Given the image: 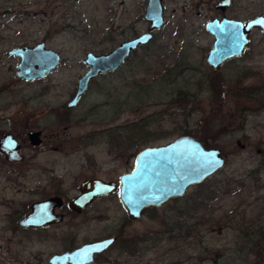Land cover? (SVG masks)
Returning a JSON list of instances; mask_svg holds the SVG:
<instances>
[{
    "label": "rangeland",
    "instance_id": "rangeland-1",
    "mask_svg": "<svg viewBox=\"0 0 264 264\" xmlns=\"http://www.w3.org/2000/svg\"><path fill=\"white\" fill-rule=\"evenodd\" d=\"M161 0L152 39L119 69L96 76L74 107L86 52L106 53L146 31V0H0V135L25 159L0 156V264H44L85 242L116 236L94 264H264V39L216 69L205 23L264 13V0ZM44 42L60 62L42 79L17 77L14 47ZM31 129L41 143L32 145ZM218 148L223 166L186 193L128 219L118 195L69 212L84 179L117 183L145 146L184 133ZM62 198L63 221L21 229L32 201Z\"/></svg>",
    "mask_w": 264,
    "mask_h": 264
},
{
    "label": "water",
    "instance_id": "water-1",
    "mask_svg": "<svg viewBox=\"0 0 264 264\" xmlns=\"http://www.w3.org/2000/svg\"><path fill=\"white\" fill-rule=\"evenodd\" d=\"M143 19L148 22L146 31L136 37L127 39L115 45L113 49L101 54L86 52L84 60L86 71L75 82V93L67 101L66 107H74L79 103L83 93L96 76L113 72L119 69L124 60L137 47L147 45L152 39V32L163 25L161 0H146ZM232 0H219L214 7L221 12L230 7ZM264 18L258 14L245 20L229 19L224 16L212 18L205 23V30L212 35L211 48L205 55V62L211 69H216L223 61L239 56L245 52L250 42L249 33L258 29L264 39V27L252 22ZM233 25H246L239 29L244 39L242 47H235L231 42ZM250 25V26H248ZM16 58V73L24 80L43 78L46 73L53 70L60 62V56L55 50L45 47L43 42L34 45L14 47L9 50V56ZM32 145L38 144L37 132L28 131ZM18 144L10 133H5L0 139V152L9 160H18L22 157L18 153ZM134 156L132 170L118 177V182L103 181L99 179H84L79 184L77 195L67 201V208L72 212H81L94 198L104 195H118V201L122 205L128 219L135 220L141 217L142 211L150 207H159L166 201L179 197L186 193V189L206 180L211 174L217 172L224 163L225 158L218 148L205 147L198 138L188 134L179 135L164 142L151 146H145L137 151ZM214 161V163H208ZM62 198L52 196L34 201L29 205L30 212L26 213L18 221L21 227H41L47 224H57L63 221L60 213H54L55 207L62 204ZM135 202V203H134ZM116 236L105 237L83 243L69 250H63L60 254L49 256L48 264H93L94 256L104 252L114 243ZM88 251V259L83 260V250Z\"/></svg>",
    "mask_w": 264,
    "mask_h": 264
},
{
    "label": "flooded vegetation",
    "instance_id": "flooded-vegetation-1",
    "mask_svg": "<svg viewBox=\"0 0 264 264\" xmlns=\"http://www.w3.org/2000/svg\"><path fill=\"white\" fill-rule=\"evenodd\" d=\"M221 11V10H220ZM222 17V16H221ZM215 18V17H214ZM44 43V42H43ZM138 48V47H137ZM137 50V49H136ZM9 53V52H8ZM132 53V52H131ZM16 59V58H15ZM126 60V59H125ZM124 60V61H125ZM16 62H17V60H16ZM18 63V62H17ZM49 73V72H48ZM47 74V73H46ZM46 76V75H45ZM18 77V76H17ZM44 77V76H43ZM21 79V78H20ZM39 78H36V79H32V81H35V80H38ZM42 79V78H41ZM22 80H24L23 78H22ZM24 81H31V80H24ZM31 81V82H32ZM31 129H29L28 131H30ZM28 131H27V136H28ZM37 132V131H36ZM5 133H10V132H4L2 135H0V139L1 138H3V135L5 134ZM11 135H12V133H10ZM37 135H38V144H40L41 143V140H40V135H39V133L37 132ZM13 136V135H12ZM14 137V139H15V141L17 142V144H18V147H19V149H18V153L20 154V156L22 157L21 159H18V160H9L8 158H6L5 157V155H3V153L2 152H0V156H2V158L4 159V161H6V162H8V163H16V162H21V161H23V159H25L24 157H23V155H22V153H21V149H23V147H21V144L17 141V137L16 136H13ZM28 138V140H29V142H30V137L28 136L27 137ZM31 143V142H30ZM37 144V145H38ZM52 196H57V195H52ZM52 196H50V197H52ZM47 197H45L44 199H46ZM57 198H59L58 196H57ZM48 199H49V196H48ZM43 200V199H42ZM32 202H34V201H32ZM31 202V203H32ZM30 203V204H31ZM63 203L64 202H62V204H61V206H59V207H55L54 209H55V211H54V213H56V214H59L60 215V213L62 214V216H63V213L62 212H59L60 210H61V207L63 206ZM66 205V208H67V201H66V203H65ZM86 208V207H85ZM84 208V209H85ZM69 209V208H68ZM28 210H29V208H28ZM28 212H30V210L28 211ZM28 212H26V213H28ZM70 212V211H69ZM72 212V211H71ZM26 213H24L21 217H23ZM20 217V218H21ZM19 218V219H20ZM18 219V220H19ZM19 222V221H18ZM18 222H17V224H18ZM16 224V225H17ZM50 225H55V224H50ZM50 225L49 224H47V225H44V226H41V227H39V228H43V227H50ZM17 227H19V228H21V229H27V230H29V229H37L38 227H29V228H27V227H21V226H19V225H17ZM38 228V229H39ZM78 246V245H77ZM74 247H76V246H73L72 248H74ZM72 248H68V249H64V250H69V249H71L72 250ZM63 251V250H62ZM61 253V251L60 252H58V253H53V254H60ZM52 255V254H51ZM49 258V257H48ZM48 258H47V260H48ZM94 260V259H93ZM47 262V261H46ZM44 264H48V262L47 263H44ZM93 264H94V262H93Z\"/></svg>",
    "mask_w": 264,
    "mask_h": 264
},
{
    "label": "snow or ice",
    "instance_id": "snow-or-ice-1",
    "mask_svg": "<svg viewBox=\"0 0 264 264\" xmlns=\"http://www.w3.org/2000/svg\"><path fill=\"white\" fill-rule=\"evenodd\" d=\"M253 24H258L262 27H264V18L255 20L252 22ZM250 26V25H248ZM233 31H232V36H231V42L233 46L235 47H242V41L244 39L242 33L239 31V29L246 27V25H233ZM208 163H214V161H208ZM135 203V202H134ZM88 251L87 249L83 250V255L81 256V259L87 260L88 257Z\"/></svg>",
    "mask_w": 264,
    "mask_h": 264
},
{
    "label": "trees",
    "instance_id": "trees-1",
    "mask_svg": "<svg viewBox=\"0 0 264 264\" xmlns=\"http://www.w3.org/2000/svg\"><path fill=\"white\" fill-rule=\"evenodd\" d=\"M184 134H187V133L185 132ZM199 141H200V139H199ZM200 142H201V141H200ZM201 143H202V142H201ZM202 145L204 146V148L207 147L206 145H204V143H202Z\"/></svg>",
    "mask_w": 264,
    "mask_h": 264
}]
</instances>
